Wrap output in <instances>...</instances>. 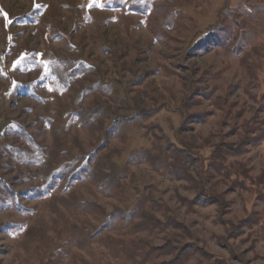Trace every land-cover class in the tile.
Wrapping results in <instances>:
<instances>
[{"label":"rangeland","instance_id":"374dc122","mask_svg":"<svg viewBox=\"0 0 264 264\" xmlns=\"http://www.w3.org/2000/svg\"><path fill=\"white\" fill-rule=\"evenodd\" d=\"M144 1L146 12L128 9L131 0H0V264H123L98 242L87 244L86 232L100 228L103 217L69 212L63 198L70 192L105 216L129 213L135 199L152 197L163 206L156 214L168 220L166 231L134 235L130 225L112 234L155 247L193 243L213 255V264H264V198L229 185L219 164L204 172L201 160L191 162L193 176L224 196L222 212L193 202L186 182L128 161L130 151L149 148L156 135L235 145L246 121L256 118L264 129V92L260 105V88L227 57L224 35L208 38L264 0ZM262 17L250 23L264 64ZM57 62L89 69L60 87L51 77ZM136 112L150 117L130 123L126 135L124 125L110 129ZM108 154L121 168L118 190L101 188L82 168ZM233 160L246 164L264 189V137ZM222 220L239 234L225 240ZM165 254L171 259L172 250Z\"/></svg>","mask_w":264,"mask_h":264},{"label":"trees","instance_id":"16d2710c","mask_svg":"<svg viewBox=\"0 0 264 264\" xmlns=\"http://www.w3.org/2000/svg\"><path fill=\"white\" fill-rule=\"evenodd\" d=\"M147 5L148 3H145L144 0H131L128 9H144V12H146L148 10L145 8ZM250 9L251 10L245 8L243 15L232 17L233 19L230 20L226 26H222L219 30H216V33L211 32L208 38L211 39L219 35H224L222 44L223 47L227 45L224 48L227 57L238 60L240 66L243 67L251 77L250 83L260 88L261 91L256 95L258 96L256 98H259V103L262 105L263 97L261 94L264 92L262 91V88H264V78L262 75L264 73V64H261L262 60L260 55L261 52L263 53V49L260 50L255 46L258 37L250 21L254 18H263L264 3L252 5ZM263 20L259 21L261 25H264ZM258 56V63L255 61L253 62L252 59ZM60 63L61 62H57L59 66L54 63L57 67L52 68L51 74V77L55 79L56 85L60 87L77 79V77L82 75L83 71H85L84 68H86L84 64H78L76 67L72 68L66 64ZM87 69L89 68H86V70ZM107 117L111 119L110 115H107ZM148 117L136 112L130 119L120 118L113 120L110 129H114L113 126L115 125H117L118 128L124 125L123 134L126 135L130 123L139 125L140 121ZM186 117L187 114L185 113L184 118ZM256 121V118H252L244 123L239 142L235 145L222 141L215 145H209L208 142H205L203 145L197 146L187 141H174L175 139L167 138L166 135H156L154 138H151V145L149 148L141 147L130 151L128 161L129 163H136L139 161L147 162L155 171L161 170L173 179L186 182L189 185L187 189L195 195L193 202H211L218 205L219 211L223 212L227 207L224 196L210 189L207 178L204 179L203 176H193L190 172L191 162L201 160L204 172H208V169L212 166L217 168L216 165L219 164L220 170L222 168L225 172L224 176L229 185H237V188L251 190L252 196L255 199L264 198V189L259 187L260 183L257 181L260 179L255 180L252 177L250 174L251 170L246 164L233 160V158H236L244 152L247 146L256 144L264 137V129L260 127ZM110 155L111 154L103 156V158H99L98 160L95 159L94 168L91 167L90 161H87L82 168L87 169L90 180L96 179L98 183H100L101 188H105L106 190L116 188L118 190L122 188V179L120 178H123V176L121 174V168L114 162V159H112ZM71 180L72 178L67 180L66 189L69 188L72 182ZM73 193L74 192H70L67 198H63L66 199L63 200V202L65 203V208H67L69 212L76 211V213L83 215L93 214L102 215L103 217V223L100 228L95 229V231L90 234L87 230V232L85 231L87 233L85 235L87 244L91 246L94 245L95 242H98V244L102 245L110 252L114 259L121 258L123 264H213L217 261L212 254L207 253L202 248L198 249L193 243H184L174 246L167 242V244L161 247H155L150 244L149 240H145V238H135V236L133 238H127L122 235L112 234L113 227L118 228L115 232H121L128 229L130 225L134 235L145 231L148 233L158 230L166 231V229H168V223H166L168 220L163 222L156 214V211L158 212L163 206L159 204L157 200L151 199L152 197L149 203L144 200L135 199L131 204L132 209H130L129 213H123L120 210L114 215L105 216L103 215L102 209L97 206V204L91 201H79ZM182 201V203H188L185 199ZM193 202H189L190 206L193 205ZM144 206L146 207L144 208ZM140 211H142V213L138 214ZM137 215L139 217H134ZM116 216H118V218H116ZM134 218L138 220L133 223ZM222 223L226 232L225 240L239 234V227H236L231 221L222 220ZM178 228L184 231V233L189 234V231L184 229V226L178 224ZM74 230L76 231L77 227L74 226ZM28 234H32V232L30 231ZM169 248L172 250V254L170 255L171 259H165L167 257L165 253H167ZM229 253H231L233 257L236 256L232 250H230ZM159 256L164 259L159 261Z\"/></svg>","mask_w":264,"mask_h":264},{"label":"snow or ice","instance_id":"6c2138e0","mask_svg":"<svg viewBox=\"0 0 264 264\" xmlns=\"http://www.w3.org/2000/svg\"><path fill=\"white\" fill-rule=\"evenodd\" d=\"M93 2L95 3L96 0H93ZM92 6H93L92 4L89 5V7H92ZM27 58H28L27 55H25V56H23L20 60H18V61L16 62V67H17V69L19 68V65H20L21 63H23L24 60H26Z\"/></svg>","mask_w":264,"mask_h":264}]
</instances>
